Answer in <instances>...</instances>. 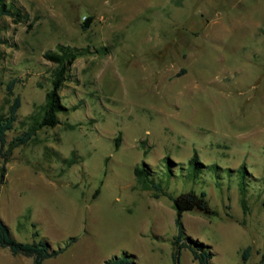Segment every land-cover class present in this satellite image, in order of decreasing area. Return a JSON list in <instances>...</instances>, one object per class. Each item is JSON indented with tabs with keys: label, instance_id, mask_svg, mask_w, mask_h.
<instances>
[{
	"label": "rangeland",
	"instance_id": "obj_1",
	"mask_svg": "<svg viewBox=\"0 0 264 264\" xmlns=\"http://www.w3.org/2000/svg\"><path fill=\"white\" fill-rule=\"evenodd\" d=\"M0 5L21 13L0 16V112L21 97L8 141L52 87L45 52L86 51L59 92V123L13 149L4 177L0 156V216L17 240L58 249L75 238L43 264L125 254L136 264H176L169 195L206 191L215 213L186 211L183 223L214 253L210 264H264V0ZM195 156L200 168L190 164ZM145 163L168 195L139 187L135 167ZM0 264L34 260L0 246ZM179 264L199 263L184 248Z\"/></svg>",
	"mask_w": 264,
	"mask_h": 264
},
{
	"label": "trees",
	"instance_id": "obj_2",
	"mask_svg": "<svg viewBox=\"0 0 264 264\" xmlns=\"http://www.w3.org/2000/svg\"><path fill=\"white\" fill-rule=\"evenodd\" d=\"M13 14L21 16L19 11L15 13L5 5H0V16ZM91 20L92 17H87V21L84 23V28L89 27ZM59 48L58 51L49 50L45 52V58L53 62L55 65L52 70V87L48 90L45 102L40 105L39 110L29 116L30 123L28 128L21 134L15 136L11 141H8L7 133L14 129L15 123L18 120V110L21 107V97L19 95L13 98L7 112H0V156L3 159L1 167L2 177L5 176L7 169L6 164L10 160V155L13 149L27 144L43 127H55L59 123V114L66 110V107L61 103L59 92L67 79V73L70 66L79 56L85 54L86 51L83 48L64 45H61ZM14 87V82H11L8 85L9 95H14ZM117 145H120L119 139H117ZM196 160V156L193 157L190 164L195 168H200V164ZM72 163L73 160H70L69 164ZM135 176L139 187L142 190L153 191V196L155 198H160L162 195H168L161 182L156 181V179L151 176V170L146 163L143 166L135 167ZM242 191L245 193L244 187L242 188ZM98 193L99 189L96 191L95 196ZM169 197L173 199L176 209L175 222L178 233L174 237L173 242L176 247V253L174 256L176 264H179L181 251L184 248L190 249L194 259L198 261L199 264H210V260L213 258L214 253L204 242L189 236L186 233L183 223V215L186 211L198 209L204 211L206 214L215 213L207 199V192L202 191L201 193H197L192 190L183 192L177 197L171 195H169ZM34 235L38 237L40 235L39 230H36ZM74 241L75 238H71L65 246L58 249H54L48 241L43 239L34 240L32 242L19 241L11 234L8 225L0 216V246L9 248L13 254H23L33 257L34 264H43L45 259L59 255L67 250ZM250 251L251 246H248L242 254V260L245 263L249 259ZM105 264L136 263L131 259V255L125 254L122 257H116L115 259L109 260Z\"/></svg>",
	"mask_w": 264,
	"mask_h": 264
}]
</instances>
